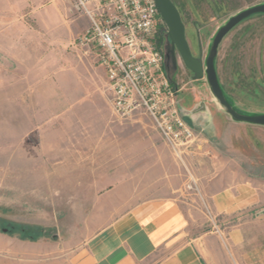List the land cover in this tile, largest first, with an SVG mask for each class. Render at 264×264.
I'll use <instances>...</instances> for the list:
<instances>
[{"label":"rangeland","instance_id":"rangeland-1","mask_svg":"<svg viewBox=\"0 0 264 264\" xmlns=\"http://www.w3.org/2000/svg\"><path fill=\"white\" fill-rule=\"evenodd\" d=\"M171 1L203 68L218 30L239 12L264 4ZM84 18L69 0H0V264H38L73 254L142 202L132 197L159 191L199 201L205 215L191 212V235H216L218 219L206 198L199 200L205 173L197 145L207 146L204 159L217 165L210 178L222 174L223 184L235 176L236 182L250 176L264 181V127L226 116L214 120L223 115L206 75L197 78L178 51V68L165 71L178 89L182 115L191 113L189 125L198 136L193 148L178 157L143 113L117 120L96 52L74 43L87 28ZM161 31L170 37L166 23ZM216 70L239 112L264 114V15L247 19L223 40ZM195 108L204 112L193 113ZM189 172L200 194L188 190ZM225 253L222 264H236Z\"/></svg>","mask_w":264,"mask_h":264},{"label":"crops","instance_id":"crops-1","mask_svg":"<svg viewBox=\"0 0 264 264\" xmlns=\"http://www.w3.org/2000/svg\"><path fill=\"white\" fill-rule=\"evenodd\" d=\"M83 23L88 28L87 18ZM201 108H195L193 113ZM219 110L223 117L216 113L214 120L222 122L230 118ZM190 114L187 117L192 118ZM183 117L189 124V118ZM194 150L201 158L198 162L203 164L205 177L207 175L203 181L199 180L202 191L199 200L206 198L211 214L218 219L216 235H191V212L205 215L199 201L190 196L181 200L159 191L154 196L132 197L142 202L121 212L81 250L38 264H222L227 259L225 250L236 264H264V181L256 182L250 176L236 182L235 176L234 180L223 184L222 174L214 178L208 176L217 165L204 159L207 146L197 145Z\"/></svg>","mask_w":264,"mask_h":264},{"label":"built area","instance_id":"built-area-1","mask_svg":"<svg viewBox=\"0 0 264 264\" xmlns=\"http://www.w3.org/2000/svg\"><path fill=\"white\" fill-rule=\"evenodd\" d=\"M69 2L89 21L74 43L86 53L96 52L106 72L114 117L125 122L143 113L178 157L193 148L198 136L181 113L178 90L165 71L164 54L157 44L165 22L156 0ZM187 188L200 194L190 172Z\"/></svg>","mask_w":264,"mask_h":264},{"label":"water","instance_id":"water-1","mask_svg":"<svg viewBox=\"0 0 264 264\" xmlns=\"http://www.w3.org/2000/svg\"><path fill=\"white\" fill-rule=\"evenodd\" d=\"M161 16L169 29V36L174 48L179 52L185 66L191 70L197 78L206 75L211 93L219 108L234 122L264 127V114L247 115L239 112L236 106L226 96L217 74L216 59L223 40L241 23L255 15H264V4L247 8L232 16L227 23L216 33L210 46L205 68L200 60L196 59L189 47L185 35V27L178 8L171 0H156ZM4 232H6L4 230Z\"/></svg>","mask_w":264,"mask_h":264},{"label":"flooded vegetation","instance_id":"flooded-vegetation-1","mask_svg":"<svg viewBox=\"0 0 264 264\" xmlns=\"http://www.w3.org/2000/svg\"><path fill=\"white\" fill-rule=\"evenodd\" d=\"M169 41H170V37L163 36V31L159 32L158 39H157V44H158L159 48L161 50L170 51V56H168V57L164 53V61H165L164 66L166 69L168 67V70L170 69V72H173L178 68V62L176 60V54L178 56V59H180V57H179V54L177 53V50L173 46L170 45L171 43ZM169 46H171V47H169ZM180 61H181V59H180ZM171 82L174 84V82L172 80H171Z\"/></svg>","mask_w":264,"mask_h":264}]
</instances>
